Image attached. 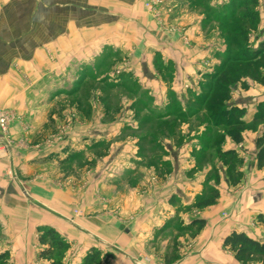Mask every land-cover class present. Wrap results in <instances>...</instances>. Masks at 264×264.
<instances>
[{
    "label": "crops",
    "instance_id": "obj_1",
    "mask_svg": "<svg viewBox=\"0 0 264 264\" xmlns=\"http://www.w3.org/2000/svg\"><path fill=\"white\" fill-rule=\"evenodd\" d=\"M145 1L0 7V109L15 113L8 126L11 147L0 150V253L10 254V264H48L37 258V232L46 228L68 245L62 264H80L92 249L101 264H238L223 247L228 234L264 241L248 232L264 211V204L255 207L259 194H243L245 199L239 196L243 189L216 185L218 160L210 158L219 135L206 139L211 134L200 125V114L185 112L187 93H201L220 66L223 43L213 24L202 29L194 0H165L160 22L146 14ZM41 12L49 16H38L36 30L41 23L53 30L46 41L36 31L32 39L4 46L8 13ZM111 27L118 30L111 42L98 32L90 36V28ZM106 44L114 46L118 70L107 73L110 84L100 83L104 73L90 84L103 69L93 63L101 64ZM11 59L18 68L10 67ZM23 75L32 80L28 87L19 81ZM107 88L120 95L117 102L105 100ZM26 92L37 99L28 101ZM229 104L245 110L240 121L247 126L264 104V85L237 87ZM262 127H244L242 141L226 138L220 152L254 156ZM251 172L264 176V170ZM216 189L214 205L199 207Z\"/></svg>",
    "mask_w": 264,
    "mask_h": 264
},
{
    "label": "rangeland",
    "instance_id": "obj_2",
    "mask_svg": "<svg viewBox=\"0 0 264 264\" xmlns=\"http://www.w3.org/2000/svg\"><path fill=\"white\" fill-rule=\"evenodd\" d=\"M157 1L160 3L158 4ZM197 7L200 8V14L202 17V29L210 26L213 24L214 31L218 34V37L220 38V41H222L224 46V53L221 56L222 59H220V65L223 64L224 57H230V58H237L240 55H244L246 53H250L257 49L260 42L264 41V0H225L219 5L211 6L206 5L204 3V0H194L193 1ZM152 4L149 5L150 7L147 8L146 4ZM9 4V5H47L48 0H0V7ZM165 7V0H146L143 3V9L151 16L156 22L161 21V17L163 14V11ZM9 19V29H8V37L3 39V42L5 43L4 46L7 48L12 47V45L17 42L20 43L21 40L24 41L28 39H32L33 35L35 36L36 31H39V35L43 40H47L50 33L53 31L49 29L47 24L41 23V26H39L41 29L36 30L37 25L36 22L38 21V16L44 17L46 20L48 19L49 14L47 12H41V13H8L7 14ZM25 16V19H21ZM91 16V14H90ZM108 16L110 14H105L106 17V24H111V21L109 22ZM112 16V15H111ZM13 18V19H12ZM111 18V17H110ZM113 18V16H112ZM35 21V22H34ZM93 20H90V24ZM46 25V26H45ZM35 27V29H34ZM162 29L166 32H169L171 34L176 32V28L165 26L164 24L161 25ZM96 32L103 35L106 42H111L114 35H117L118 30L114 27L111 28H104V29H89L90 36L96 37ZM99 35V36H101ZM18 44L15 45V47H18ZM112 46V47H111ZM30 48H32V45H29ZM41 48L44 50L43 52L46 53V56H48V45L41 46ZM114 46L111 44H106V46L103 47V53L106 54L103 56L100 55L102 58L101 64L99 62H94V69H98L99 67H103L102 70L99 72H96V75L90 76V84L96 82L97 75L105 74V77L100 80V83L102 84H110L111 79L108 78V72H116L118 63V59L115 58L116 56L113 51ZM12 49V48H11ZM10 49V55H14L17 53H13V50ZM103 56V57H102ZM14 57V56H13ZM12 58V57H11ZM19 58V57H14ZM11 59L8 63L10 67L18 68V62L16 60ZM1 63V61H0ZM21 72V71H20ZM93 74V73H90ZM113 74V73H112ZM231 79H232V86L228 85L227 87V94H226V100H223L221 104H219L218 107H209V99H211V95L208 94L207 90L202 88L201 93H187V100L190 99L189 106L185 110L187 116H191L194 112L200 114L198 118L200 119V125L204 127L206 130L205 133L208 132L211 134L210 137L206 136V139H213V136L215 134H218L217 141H214L215 147L213 150H217L216 154L212 155L210 160H218V168L214 171V180L217 186L220 185L221 182H224L226 186L229 188H240V190L243 189L244 192L239 193V196L244 197L243 194L250 195L249 199L254 198L258 199L257 194H259V204L255 205L259 206L261 204H264V176L255 175L253 176V172L256 171H262L264 170V166L257 167V148L255 144V154L254 156H251L249 154H245V157H241L238 154L234 158H227V165H223V159L219 156V152L221 149V146L225 143L226 138H231V135L233 130L237 129L236 125L234 124L235 121H237L238 116L239 120L244 116L245 110L242 108H239L237 106H230L229 102L231 99V94L234 93L235 89L237 87H241L243 90L253 88L254 86H260L264 85V55H262L260 58H258L256 61H252L249 64L248 63H237L232 64L231 66ZM112 78V77H111ZM19 81L23 82L26 87L32 84V80L30 77L27 76H21L19 77ZM110 81V82H109ZM206 84L213 85V80H206ZM110 88L106 89L105 92V100L108 102H117L119 98V94H113L112 92H109ZM25 95L27 96L28 101H31L33 97L37 99V94L32 92H26ZM208 95V96H207ZM207 96V97H206ZM204 97V98H203ZM206 97V98H205ZM198 100L204 101L202 104H196ZM208 104V105H205ZM260 107L258 110L256 109V113L253 116V120L251 123H249L247 126L243 124V122L240 125L241 131L247 129L255 130L258 125L264 126V104H260ZM9 119L12 120L15 117V113L12 110L4 109ZM139 111V110H138ZM197 111V112H196ZM232 116V117H231ZM231 118L233 121V125L228 127L227 121ZM9 120V121H10ZM219 122V124H218ZM240 122V121H239ZM243 127V128H242ZM216 130V131H215ZM238 130V129H237ZM260 137H264V127H262V133L260 134ZM212 150V152H213ZM209 156V155H207ZM248 166L249 169H245ZM220 168L221 171H220ZM213 174V173H212ZM245 177H248V184L245 186H241L242 181ZM253 186V187H251ZM254 187L256 189H254ZM239 190V189H238ZM239 190V191H240ZM218 192V190L216 189ZM238 191V192H239ZM219 194V192H218ZM238 196V197H239ZM209 197V193L205 194L202 198L207 199ZM245 198V197H244ZM246 199V198H245ZM262 202V203H261ZM254 206V205H253ZM262 210H264V205L261 206ZM261 210V211H262ZM74 216H79V210L74 209L73 210ZM261 215L262 218H264V211L262 213L255 216L253 219L254 221L249 224L248 226V232H252L256 237H262L264 238V223H261L259 221L258 216ZM224 218L225 221H228L230 218L228 214L222 213L221 218ZM204 227V224L200 225V228L202 229ZM38 237V232H37ZM63 240V239H62ZM64 241V240H63ZM264 242V241H260ZM40 249V246H39ZM226 249V248H224ZM228 252H230L228 249H226ZM65 252V251H64ZM6 254V257L0 261V264H10L9 258L10 254L8 252H3ZM233 257L234 254L230 252ZM1 254V253H0ZM106 256V255H105ZM60 257V258H59ZM59 257H56L54 259L59 260L62 264V259L64 257L63 255H60ZM38 258V253H37ZM234 260L238 264H242L238 262L235 258ZM50 263L48 260H45ZM144 264H148L149 261L145 259L143 262ZM247 264H264L262 262H250Z\"/></svg>",
    "mask_w": 264,
    "mask_h": 264
},
{
    "label": "trees",
    "instance_id": "obj_3",
    "mask_svg": "<svg viewBox=\"0 0 264 264\" xmlns=\"http://www.w3.org/2000/svg\"><path fill=\"white\" fill-rule=\"evenodd\" d=\"M262 55H264V41L260 42L257 49L254 51L240 55L237 58L225 56L223 64L217 68L215 75L210 78V80H213L214 84H207L204 88L207 90L208 94L211 95V99H209L208 103L209 107L216 108L223 102V100H226L227 87L228 85L232 86V79L230 77L232 64H249L252 61H256ZM197 102L198 104L204 103L202 100H198ZM239 117L240 116H238L237 121L234 123L238 130L235 129L233 130L232 134H230L232 140L237 144L242 141L240 129L242 122L239 120ZM232 125L233 121L231 118H229L227 121V126L230 127ZM255 144L257 148V167H261L264 166V137L257 138ZM219 156L223 159V165L226 166L228 164L227 158H230L231 160V158H234L236 154L234 151H226L219 152ZM218 197L219 194L216 190H210L209 197L207 199L202 198L199 201L198 206L202 208L214 205ZM258 219L261 221V223H264V218H262L261 215L258 216ZM195 223L201 225L203 224V221H197ZM37 242L40 246V249L38 250L39 260H48L50 262L49 264H61L59 260L54 258L63 255L68 245L54 230L50 228L38 230ZM223 247L232 252L234 254V258L242 264L255 261L264 263V242L253 240L244 233H238L234 231L231 232L224 238ZM5 257L6 254L1 253L0 261H2ZM110 257V255H106L104 258L109 259ZM101 261L102 259L100 258V253L97 250L92 249L85 255L80 264H101Z\"/></svg>",
    "mask_w": 264,
    "mask_h": 264
},
{
    "label": "built area",
    "instance_id": "obj_4",
    "mask_svg": "<svg viewBox=\"0 0 264 264\" xmlns=\"http://www.w3.org/2000/svg\"><path fill=\"white\" fill-rule=\"evenodd\" d=\"M157 3L159 4L160 2L157 1ZM147 8L150 7L149 5L152 4H146ZM9 116L8 114L3 111L2 109H0V133H1V138H0V150L3 149H7L9 147H11V144L8 140V126H9Z\"/></svg>",
    "mask_w": 264,
    "mask_h": 264
}]
</instances>
